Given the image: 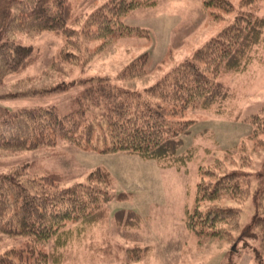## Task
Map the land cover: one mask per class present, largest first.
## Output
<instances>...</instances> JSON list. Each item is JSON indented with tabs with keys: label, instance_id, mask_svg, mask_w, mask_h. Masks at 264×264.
Returning <instances> with one entry per match:
<instances>
[{
	"label": "trees",
	"instance_id": "trees-1",
	"mask_svg": "<svg viewBox=\"0 0 264 264\" xmlns=\"http://www.w3.org/2000/svg\"><path fill=\"white\" fill-rule=\"evenodd\" d=\"M259 1L262 0H242L236 7L231 0H204L205 8L216 6L228 13L236 12V16L189 58L144 90L97 76L88 80L86 91L65 114L56 107L3 110L0 150L35 151L41 147L55 148L63 141L86 151L127 153L144 161H155L162 169L182 171L194 153H180L182 136L190 134L195 121L181 118L190 110L210 111L225 102L229 87L221 79L243 73L252 64L257 47L264 41V17L258 13ZM157 5L158 0H106L82 16L77 15L70 0H3L0 84L35 65L40 57L33 46L4 39L6 34L53 32L63 36L65 48L53 62V68L60 71L63 63L79 59L73 51L81 49L84 42L124 36L147 38L149 30L126 25L122 18L137 9ZM65 49L68 51L64 52ZM149 61V53L141 55L119 73L118 79L130 81L146 76ZM36 94L31 92L28 96ZM249 120L253 126L251 137L264 135V114L253 115ZM30 165L16 166L0 175V234L25 238V248L0 255V264H64L74 236L82 233V229L85 231V225L98 224V213L106 211L114 199L125 193L113 191L112 174L101 167L94 168L84 182L64 187L67 182L64 174L52 171L36 174L31 172ZM221 165L218 162L204 171L203 167L200 169L206 177L197 185L187 223L202 240L235 242L242 209L213 202L224 197L236 201L252 198L257 211L242 230V235L250 234L256 227H264V192L251 191L250 173L222 169ZM206 203L211 204L204 206ZM73 224L84 226L73 229ZM50 241L54 242L51 250L39 249ZM145 251L141 247L128 249L126 261L121 264H145ZM254 260L255 264H264V244L261 251H256Z\"/></svg>",
	"mask_w": 264,
	"mask_h": 264
},
{
	"label": "rangeland",
	"instance_id": "rangeland-1",
	"mask_svg": "<svg viewBox=\"0 0 264 264\" xmlns=\"http://www.w3.org/2000/svg\"><path fill=\"white\" fill-rule=\"evenodd\" d=\"M70 1L77 15L82 16L106 2ZM231 1L239 7L242 0ZM203 2L158 0L154 8L137 9L122 21L149 30L147 38L124 36L84 42L81 49L73 51L79 59L60 63L63 66L60 71L53 68V62L65 48L63 36L53 32L6 34L4 39L33 46L40 57L35 65L0 84V115L3 110L36 107H56L65 114L86 91L88 80L97 76L136 90L152 86L236 16V12L228 13L216 6L205 8ZM257 8L264 17V0L259 1ZM145 53L150 56L148 74L130 81L119 80V73ZM255 55L247 71L221 79L229 87L225 102L210 111L190 110L181 118L195 121L190 134L182 136L180 153L194 152L182 171L162 169L155 161H144L127 153L86 151L63 141L55 148L41 147L35 151L0 150V175L16 166L31 164V172L36 174L49 171L64 174L67 176L64 187H68L84 182L94 168L101 167L112 174L113 191L125 193L114 199L106 211L98 213V224L85 225V231L82 229V233L74 236L64 264H121L126 261L128 249L134 247L146 250L145 264H255L256 251L263 249L264 227L242 235L257 211L252 198L236 201L224 197L213 202L242 209L235 242L202 240L187 223L197 185L206 177L200 173L202 167L204 171L219 162L222 169L246 171L252 175L251 191L264 192V135L252 138L249 120L253 115L264 114V41ZM55 88L62 90L56 92ZM44 90L50 93L42 95ZM31 92H36V96H28ZM82 226L72 225L73 229ZM53 247L54 242L50 241L39 249L49 251ZM24 248V237L0 234V255Z\"/></svg>",
	"mask_w": 264,
	"mask_h": 264
},
{
	"label": "crops",
	"instance_id": "crops-1",
	"mask_svg": "<svg viewBox=\"0 0 264 264\" xmlns=\"http://www.w3.org/2000/svg\"><path fill=\"white\" fill-rule=\"evenodd\" d=\"M129 155H131V154H129Z\"/></svg>",
	"mask_w": 264,
	"mask_h": 264
}]
</instances>
